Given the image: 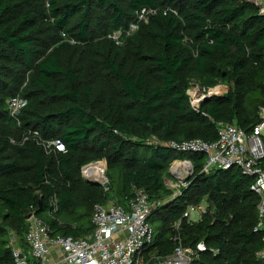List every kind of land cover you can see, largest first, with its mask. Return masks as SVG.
<instances>
[{
	"label": "trees",
	"instance_id": "obj_1",
	"mask_svg": "<svg viewBox=\"0 0 264 264\" xmlns=\"http://www.w3.org/2000/svg\"><path fill=\"white\" fill-rule=\"evenodd\" d=\"M144 8H171L142 23L122 46L124 30ZM75 41L71 44L62 37ZM192 80L222 85L227 97L189 103ZM27 106L12 118L8 100ZM264 107V17L234 0H0V264H14L10 234L22 246L31 215L53 236L84 239L97 204L126 206L135 190L160 204L149 218L151 248L174 250V224L187 247L207 251L192 264H263L256 233L257 197L239 169L200 174L203 155L163 146L216 143V123L251 132ZM212 122H215L213 124ZM37 132L39 137H34ZM60 141L48 154L41 142ZM177 159L194 163L190 186L172 200L164 179ZM106 162L108 191L81 170ZM103 169V167H102ZM56 199L58 211L48 215ZM206 203L191 223L189 206Z\"/></svg>",
	"mask_w": 264,
	"mask_h": 264
},
{
	"label": "built area",
	"instance_id": "obj_2",
	"mask_svg": "<svg viewBox=\"0 0 264 264\" xmlns=\"http://www.w3.org/2000/svg\"><path fill=\"white\" fill-rule=\"evenodd\" d=\"M237 3L251 4L258 9V14L264 17V0L258 5L255 0H234ZM162 12L164 15L177 12L171 8H144L136 13L135 20L124 30H119L108 38L116 45L122 46L127 39L136 34L142 23H148L150 18ZM65 40L75 44L66 34ZM217 89V88H215ZM219 92L192 85L189 96L191 108L200 112L201 104L212 96H224L225 92L218 87ZM12 118L17 119L20 112L27 106V100L20 95L7 102ZM215 124V122H212ZM218 141L206 143L201 140H192L182 143L170 142L163 146L178 154L203 155L204 162L200 174L209 175L214 171H229L239 169L251 180L250 191L257 197V224L256 233H263L264 243V107L259 110V121L251 132H245L234 124H215ZM38 138L37 132L33 133ZM40 145L48 154L65 152V146L60 141L41 142ZM104 165V181L99 182L101 188L108 182L106 162H96L86 165L81 173L86 181H96L91 168ZM195 166L189 159L174 160L169 169V176L164 179V185L172 193V200L179 198L184 189H187L194 177ZM188 178L189 181H188ZM160 204L150 202L148 195L135 190L133 198L127 205L121 206L113 202L106 205L97 204L92 213L93 233L84 239L53 236L47 223L31 215L28 220L25 245L22 246L18 236L10 234L8 248L12 252L14 264H192L200 259V254L207 251L204 243L193 247L185 246L179 234L180 223L174 224V250L167 256H159L151 248L155 244V230L149 218ZM207 207L189 206L184 213L191 223V213L197 212L199 220L206 214ZM58 211L57 200L51 203L48 215L53 216ZM198 222V221H197ZM264 264V247L257 254Z\"/></svg>",
	"mask_w": 264,
	"mask_h": 264
},
{
	"label": "rangeland",
	"instance_id": "obj_3",
	"mask_svg": "<svg viewBox=\"0 0 264 264\" xmlns=\"http://www.w3.org/2000/svg\"><path fill=\"white\" fill-rule=\"evenodd\" d=\"M192 85H196V86H199V87L203 88V87L200 85V82H199L198 80H192V81L190 82V85H189L188 94H189V92H190V89H191V86H192ZM218 87L221 88L222 91L226 93V91L224 90V88H223L222 85H219V86H216V87H214V88H211V90H214L215 88H218ZM205 89H206V88H205ZM102 167H103V170H102V178H103V180H104V168H105V167H104L103 164H99V165H96V166L92 167V168H91V172H93V170H99V169H102ZM201 206L204 207V208L207 207L206 203H202ZM199 218H200V215H199L197 212H192V213H191V220H192V222H197V221H199ZM157 225H158L157 223H154V224H153V227L155 228V227H157Z\"/></svg>",
	"mask_w": 264,
	"mask_h": 264
},
{
	"label": "bare ground",
	"instance_id": "obj_4",
	"mask_svg": "<svg viewBox=\"0 0 264 264\" xmlns=\"http://www.w3.org/2000/svg\"><path fill=\"white\" fill-rule=\"evenodd\" d=\"M219 90L220 89L217 88V89L212 90V92L217 93V92H219ZM102 170L103 169L93 170V172H91V170H90V172L92 173V176L96 180V182H103L104 181L102 178Z\"/></svg>",
	"mask_w": 264,
	"mask_h": 264
},
{
	"label": "water",
	"instance_id": "obj_5",
	"mask_svg": "<svg viewBox=\"0 0 264 264\" xmlns=\"http://www.w3.org/2000/svg\"><path fill=\"white\" fill-rule=\"evenodd\" d=\"M255 3H257L258 5L260 4V2H261V0H255L254 1ZM228 96V93L226 92L225 94H224V97H227ZM213 97H215V96H212V97H208V99H212ZM189 179L190 178H188V181H189ZM88 184H90V185H92V186H95V187H101V184L99 183V182H94V181H86ZM108 186H109V183L107 182L106 183V185H105V187L106 188H108ZM31 217V216H30ZM29 217V218H30Z\"/></svg>",
	"mask_w": 264,
	"mask_h": 264
}]
</instances>
